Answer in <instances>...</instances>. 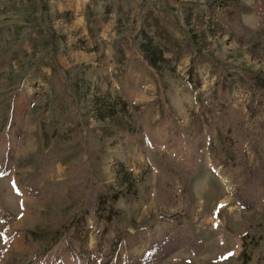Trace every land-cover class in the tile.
Listing matches in <instances>:
<instances>
[{"label":"rangeland","instance_id":"1","mask_svg":"<svg viewBox=\"0 0 264 264\" xmlns=\"http://www.w3.org/2000/svg\"><path fill=\"white\" fill-rule=\"evenodd\" d=\"M0 264H264V0H0Z\"/></svg>","mask_w":264,"mask_h":264},{"label":"crops","instance_id":"2","mask_svg":"<svg viewBox=\"0 0 264 264\" xmlns=\"http://www.w3.org/2000/svg\"><path fill=\"white\" fill-rule=\"evenodd\" d=\"M137 92V93H136ZM141 97H142V93H141V91H136V89H134V91H133V93H131L130 94V97H128V98H133V101H135L136 99L138 100L139 98L141 99Z\"/></svg>","mask_w":264,"mask_h":264},{"label":"trees","instance_id":"3","mask_svg":"<svg viewBox=\"0 0 264 264\" xmlns=\"http://www.w3.org/2000/svg\"><path fill=\"white\" fill-rule=\"evenodd\" d=\"M159 54V53H158ZM161 54H159V56H160ZM155 58H157L156 57V55H155V57H152L151 56V60H148L149 61V64L151 65V66H156L157 65V61H156V59ZM158 60V59H157Z\"/></svg>","mask_w":264,"mask_h":264}]
</instances>
